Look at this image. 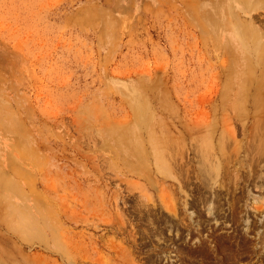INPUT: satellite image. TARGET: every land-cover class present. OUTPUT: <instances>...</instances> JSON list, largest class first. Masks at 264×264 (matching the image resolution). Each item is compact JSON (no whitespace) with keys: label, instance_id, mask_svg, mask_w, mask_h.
<instances>
[{"label":"rangeland","instance_id":"obj_1","mask_svg":"<svg viewBox=\"0 0 264 264\" xmlns=\"http://www.w3.org/2000/svg\"><path fill=\"white\" fill-rule=\"evenodd\" d=\"M0 264H264V0H0Z\"/></svg>","mask_w":264,"mask_h":264}]
</instances>
